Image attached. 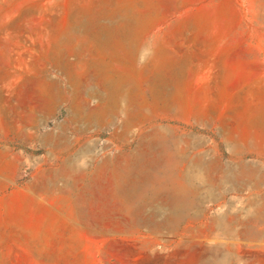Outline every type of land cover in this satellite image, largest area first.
<instances>
[{
    "label": "rangeland",
    "instance_id": "rangeland-1",
    "mask_svg": "<svg viewBox=\"0 0 264 264\" xmlns=\"http://www.w3.org/2000/svg\"><path fill=\"white\" fill-rule=\"evenodd\" d=\"M0 264H264V0H0Z\"/></svg>",
    "mask_w": 264,
    "mask_h": 264
},
{
    "label": "bare ground",
    "instance_id": "bare-ground-1",
    "mask_svg": "<svg viewBox=\"0 0 264 264\" xmlns=\"http://www.w3.org/2000/svg\"><path fill=\"white\" fill-rule=\"evenodd\" d=\"M119 95H120V94H119ZM108 99H109V98H108ZM126 99H127V98H126ZM105 101H106V100H105ZM116 101H117V99H116ZM106 103H107V101H106ZM109 104H111V103H109ZM112 104H113V103H112ZM122 105H123V103H122ZM126 106H127V105H126ZM110 107H111V106H110ZM115 107H116V106H115ZM128 107H129V106H128ZM106 108H107V107H106ZM99 109H100V108H99ZM125 110H126V109H125ZM131 110H132V109H131ZM87 114H88V113H87ZM93 115H95V117L98 116V115H99V116H108V117H110L111 119H112V117H113V114H108V115H107V113H105V112H101V111H97V110L93 113ZM84 116H85V115H84ZM89 118H90V117H89ZM91 120H92V119H91ZM196 162H197V161H196ZM193 164H194V163H193ZM194 166H195V165H194ZM194 166H193V167H194ZM196 166H199V164H197ZM195 169H196V168H195ZM147 178H148V177H147ZM150 178H151V177H150ZM141 180H142V179H141ZM138 187H139V186H138ZM144 187H145V186H144ZM150 187H152V186H150ZM135 188H137V187H135ZM139 188H140V187H139ZM144 189H145V188H144ZM148 189H149V188H148ZM165 189H166V188L163 187L160 193L165 192ZM186 189H187V188H186ZM190 189L192 190V188H190ZM197 189H198V188H197ZM141 190H142V188H141ZM143 191H144V190H143ZM189 191H190V190H189ZM195 191H196V190H195ZM146 192H147V191H146ZM146 192H144V193L146 194ZM186 192H187V191H186ZM196 192H197V191H196ZM196 192H195V193H196ZM140 193H141V192H139V196H140ZM197 193H198V192H197ZM197 193H196V195H197ZM163 194H165V193H163ZM163 194H162V196H163ZM185 194H186V193H185ZM188 194H189V192H188ZM166 195H167V194H166ZM166 195H165V196H166ZM193 195H194V194H193ZM141 196H142V195H141ZM160 196H161V195H160ZM162 196H161V197H162ZM185 196H186V195H185ZM163 197H164V196H163ZM163 197H162V198H163ZM172 197H173V196H172ZM177 197H178V196H177ZM186 197H187V196H186ZM191 197H192V194H191ZM194 197H195V195H194ZM197 197H198V196H197ZM137 198L140 199L139 197H137ZM142 198H143V197H142ZM162 198H161V199H162ZM165 198H167V196H166ZM173 198H174V197H173ZM158 199H160V198H158ZM158 199H156V200H158ZM161 199H160V200H161ZM183 199H184V198H183ZM183 199H182V200H183ZM196 199H197V198H196ZM162 200H163V199H162ZM164 201H165V200H164ZM184 201H185V199H184ZM188 201H189V200H188ZM151 202H153V201H151ZM154 202H155V201H154ZM154 202H153V203H154ZM160 202H161V201H160ZM160 202H159V203H160ZM185 202H186V201H185ZM196 202H197V201H196ZM187 203H188V202H187ZM192 203H194V202H192ZM150 204H151V203H150ZM143 205H144V204H143ZM145 205H146V204H145ZM145 205H144V206H145ZM139 206H140V205H139ZM147 206H148V205H147ZM151 206H153V204H152ZM145 208H146V207H145ZM138 209H139V208H138ZM139 210L141 211V208H140ZM139 210H138V212H139ZM144 210H145V209H144ZM144 210H143V212H144ZM143 212H142V214H143ZM140 213H141V212H140ZM151 213H152V211H151ZM152 214H153V213H152ZM150 215H151V214H150ZM243 225H244V224H243ZM238 232H239V231H238ZM238 234H242V232H241V233L239 232Z\"/></svg>",
    "mask_w": 264,
    "mask_h": 264
},
{
    "label": "crops",
    "instance_id": "crops-1",
    "mask_svg": "<svg viewBox=\"0 0 264 264\" xmlns=\"http://www.w3.org/2000/svg\"><path fill=\"white\" fill-rule=\"evenodd\" d=\"M143 50H144V47H143ZM138 66V63H136V62H132L131 64H129V67H131V68H133V67H137ZM107 68V67H106ZM110 67H108L107 69H109ZM129 82H131L132 83V80H129ZM128 81L127 82H123V84L125 85V84H127V83H129ZM154 83V82H153ZM153 83H149L150 84V88H151V91H150V93H151V95H152V101H153V87H155L154 86V84ZM134 84H135V87L136 88H139V89H141V84H139V82L138 81H136V82H134ZM168 85V84H167ZM141 91H142V89H141ZM146 94H145V91L143 92L142 91V93H141V98H142V103H148V100H147V98H146V96H145ZM144 105V104H143ZM138 107V106H137Z\"/></svg>",
    "mask_w": 264,
    "mask_h": 264
}]
</instances>
